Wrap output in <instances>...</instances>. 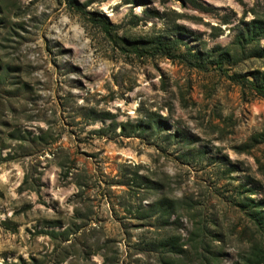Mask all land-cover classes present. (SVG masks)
Returning a JSON list of instances; mask_svg holds the SVG:
<instances>
[{"label":"rangeland","instance_id":"obj_1","mask_svg":"<svg viewBox=\"0 0 264 264\" xmlns=\"http://www.w3.org/2000/svg\"><path fill=\"white\" fill-rule=\"evenodd\" d=\"M262 30L264 0H0V264H264Z\"/></svg>","mask_w":264,"mask_h":264},{"label":"trees","instance_id":"obj_2","mask_svg":"<svg viewBox=\"0 0 264 264\" xmlns=\"http://www.w3.org/2000/svg\"><path fill=\"white\" fill-rule=\"evenodd\" d=\"M105 19V18H104ZM90 22L92 23H97L99 25H101L103 28H106V23L104 22V20L101 19H96L93 17H89ZM256 28L255 25H252V29L254 30ZM259 36H261L262 34H264V30L262 31H258ZM157 50L161 53L164 54H170V55H174L171 53L170 49L172 48L171 45L167 44V43H158L157 44ZM178 58H180V60H183L184 62H186L187 64H190V60H193L194 65L201 68L202 63L204 64L203 61H201L199 58L196 57L195 54H190V53H180V55H178ZM231 78L235 79V75L231 76ZM245 80H247L246 78H244ZM249 82V84L251 85V88H254L255 90L259 91L261 90V88L263 87L261 84H257V82H255V80L253 81H247Z\"/></svg>","mask_w":264,"mask_h":264}]
</instances>
